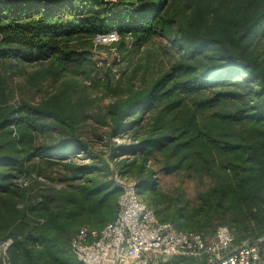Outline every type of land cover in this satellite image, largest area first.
<instances>
[{
	"label": "trees",
	"instance_id": "trees-1",
	"mask_svg": "<svg viewBox=\"0 0 264 264\" xmlns=\"http://www.w3.org/2000/svg\"><path fill=\"white\" fill-rule=\"evenodd\" d=\"M113 30L118 47L169 43V68L139 85L72 78L96 66L93 37ZM17 78L55 87L16 97ZM105 141L161 221L205 238L225 225L236 243L264 236V0H0V242L13 239L11 264H80L75 233L115 219ZM160 173L180 190L162 192Z\"/></svg>",
	"mask_w": 264,
	"mask_h": 264
},
{
	"label": "built area",
	"instance_id": "built-area-1",
	"mask_svg": "<svg viewBox=\"0 0 264 264\" xmlns=\"http://www.w3.org/2000/svg\"><path fill=\"white\" fill-rule=\"evenodd\" d=\"M119 40L120 34L115 30L93 37L95 44L114 45ZM111 50L120 62L115 45ZM105 65L111 67L114 79L120 77L110 63L96 62L97 67ZM112 168L114 185L121 191L118 213L102 229L84 226L72 237L70 250L80 264H152V254L193 257L200 264H264V236L236 243L233 232L225 225L216 229L212 240L197 231L179 230L173 223L161 221L139 197L137 180ZM20 183L27 185L28 181L22 179ZM13 242V239L0 242L1 264H11L8 251Z\"/></svg>",
	"mask_w": 264,
	"mask_h": 264
},
{
	"label": "rangeland",
	"instance_id": "rangeland-1",
	"mask_svg": "<svg viewBox=\"0 0 264 264\" xmlns=\"http://www.w3.org/2000/svg\"><path fill=\"white\" fill-rule=\"evenodd\" d=\"M103 46V47H100ZM114 45H104L95 44L92 50V59L95 66V62L101 61L104 64L110 63L115 69L120 73L119 79H114L111 67L105 65L102 67H92L86 73H78L76 75H70L72 78L78 80L79 83L85 84L91 83L93 81H98L100 78H111L113 85H125L127 83H133L139 85L143 82H149L157 78L163 71L167 70L172 62L173 56L175 55V49L171 47L169 43L164 41V43L153 44L148 46L139 47L131 40L124 43L123 46L118 47L115 45L120 57V62L116 60L111 47ZM166 46V47H165ZM166 50V52H164ZM97 67V68H96ZM102 80V79H101ZM11 87L14 89V94L16 97L20 96L25 99L34 100L40 96L47 95L55 87L54 83L50 80L43 81L39 86L36 87H25L20 79H14L11 83ZM105 86L99 85L93 89L92 93L96 96H101L104 93ZM109 97H104L101 100V104L105 105L109 102ZM116 143L120 144L122 140H115ZM95 145H99L100 141L94 142ZM107 142L102 143V148L104 151L100 152L101 157L104 160H108L111 166H114V162L109 158V154L106 151ZM101 144V143H100ZM100 150V149H97ZM126 177L133 178L137 180L138 183V194L139 197L146 202L155 212L154 207L151 204V199H146L145 195L147 193H142L140 180L136 177ZM157 187L165 193L177 192L178 186L180 185V178L178 176H165L163 174L158 175ZM186 192L183 193L185 197L194 199L197 194V186L194 182H187L184 184ZM171 208V205L164 204L161 206L162 209ZM163 212V211H161ZM213 236H208V240H212ZM151 263L157 261L159 264H200L197 258L193 257H183L179 255L164 256L159 254L151 255Z\"/></svg>",
	"mask_w": 264,
	"mask_h": 264
}]
</instances>
